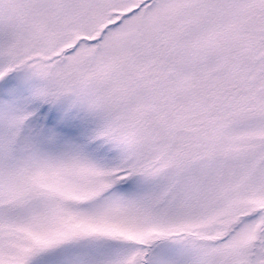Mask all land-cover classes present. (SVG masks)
<instances>
[{
	"label": "snow or ice",
	"instance_id": "snow-or-ice-1",
	"mask_svg": "<svg viewBox=\"0 0 264 264\" xmlns=\"http://www.w3.org/2000/svg\"><path fill=\"white\" fill-rule=\"evenodd\" d=\"M0 264H264V0H0Z\"/></svg>",
	"mask_w": 264,
	"mask_h": 264
}]
</instances>
